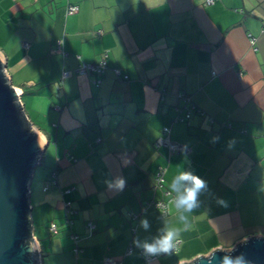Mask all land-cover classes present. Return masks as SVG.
Wrapping results in <instances>:
<instances>
[{
    "label": "crops",
    "instance_id": "obj_1",
    "mask_svg": "<svg viewBox=\"0 0 264 264\" xmlns=\"http://www.w3.org/2000/svg\"><path fill=\"white\" fill-rule=\"evenodd\" d=\"M68 4L77 10L67 14ZM58 40L64 53L51 51ZM104 52L98 84L75 72ZM0 56L45 144L29 193L41 264H102L104 256L178 264L264 235V0H0ZM179 92L199 109L189 122L173 119L185 103ZM165 125L188 151L155 146ZM158 165L168 190L185 169L207 182L198 206L177 210L171 202L163 215L146 204L164 197L153 187ZM53 171L57 183L43 190ZM132 226L140 241L177 229L180 245L150 261L138 250L125 254Z\"/></svg>",
    "mask_w": 264,
    "mask_h": 264
},
{
    "label": "water",
    "instance_id": "obj_2",
    "mask_svg": "<svg viewBox=\"0 0 264 264\" xmlns=\"http://www.w3.org/2000/svg\"><path fill=\"white\" fill-rule=\"evenodd\" d=\"M44 148L22 111L0 56V264H39L29 193ZM225 255H242L247 264H264V235H249L230 249L217 247L178 264H221Z\"/></svg>",
    "mask_w": 264,
    "mask_h": 264
},
{
    "label": "built area",
    "instance_id": "obj_3",
    "mask_svg": "<svg viewBox=\"0 0 264 264\" xmlns=\"http://www.w3.org/2000/svg\"><path fill=\"white\" fill-rule=\"evenodd\" d=\"M214 1L215 0H204V3L210 4V3H213ZM76 10H77V6L75 4H68L67 8H66V13L70 14ZM248 40H249V44L251 46H254L255 37L249 35ZM51 51H60L61 53H64L60 40L57 41L55 48H53ZM105 68H106V52L103 53L102 58L96 63L79 61V63L75 67V72H77L78 74H88V73L94 74L95 76L92 77L91 81L95 84H98L101 81L100 74L104 71ZM113 70L118 76L122 75L118 68H114ZM66 74H68V72L63 71V75H66ZM240 75H241V72L239 71L238 76H240ZM122 77L127 78V75H122ZM178 97L183 99L185 101V103H184L183 107H181V108L175 107L176 113H175V116L173 119L175 121L180 120V121L189 122V118H190L193 110H196V112H199V109L196 108L195 105L189 103L190 99H189L188 95H186L185 93L179 92ZM97 140H99V139H97ZM154 144L156 147L164 146L167 149L169 154L173 153V152H177L179 150H184V151L189 150L188 147H186L183 144H180L179 142L173 140L170 137V127L167 125L162 126V128L160 130V134L156 138ZM164 173H165V166H163V165H158L155 172L153 173V182H154L153 187L156 190L161 191L162 194L164 195V197L159 198V199L148 200V201H146V204L155 206L156 208H158L161 211V213L163 215H166L167 213H169V203L172 202L174 194L170 190L164 188ZM56 183H57L56 174L53 171L51 173L50 179L44 183V185L42 186V189L47 190L48 188L55 185ZM70 189L71 188H67L64 190V192H69ZM63 210H64L65 223L70 225L72 223V214L74 212V209L71 206L70 200H66L63 202ZM85 227L89 231H92L95 227V224L92 221H87L85 224ZM47 229L50 233H56L57 232V225L54 222H50L47 226ZM131 231H132V235H131L129 244L126 248L125 254H129V253L133 252L134 250H138L142 254V256L144 257V259L146 261H150V260H153L159 256L167 254L169 252L176 251L180 245V242H181L180 238L173 237V242H172L173 247L170 249L169 252L157 253V254L150 255V254H146L142 248L138 247L134 243V240L140 241V239L136 235V227L132 226ZM71 238L73 239L74 242L77 241L76 235H71ZM152 239L153 238H151L149 241H151ZM74 251L77 253L78 248L75 247ZM39 264H41L40 254H39ZM102 264H121V260L114 258L112 256H104L102 258Z\"/></svg>",
    "mask_w": 264,
    "mask_h": 264
},
{
    "label": "clouds",
    "instance_id": "obj_4",
    "mask_svg": "<svg viewBox=\"0 0 264 264\" xmlns=\"http://www.w3.org/2000/svg\"><path fill=\"white\" fill-rule=\"evenodd\" d=\"M125 181L123 178L115 181V187L122 190ZM112 186L111 184L109 185ZM207 187V182L195 174L191 169L182 170L174 175L169 183V190L174 194L172 203L177 210L189 211L198 206V195ZM220 203H226L222 198ZM183 220V215L179 216ZM140 224L147 229L149 223L147 218H142ZM177 234V229L164 227L160 234L154 237L151 241L134 240V243L142 248L146 254L167 253L173 247V237ZM221 264H247V261L242 255L236 257L225 255Z\"/></svg>",
    "mask_w": 264,
    "mask_h": 264
},
{
    "label": "rangeland",
    "instance_id": "obj_5",
    "mask_svg": "<svg viewBox=\"0 0 264 264\" xmlns=\"http://www.w3.org/2000/svg\"><path fill=\"white\" fill-rule=\"evenodd\" d=\"M49 150H50V147L49 149L46 150L44 156H48ZM43 164H44V161L40 162L39 164L35 166L34 170H36V172H39V170L43 167Z\"/></svg>",
    "mask_w": 264,
    "mask_h": 264
},
{
    "label": "trees",
    "instance_id": "obj_6",
    "mask_svg": "<svg viewBox=\"0 0 264 264\" xmlns=\"http://www.w3.org/2000/svg\"><path fill=\"white\" fill-rule=\"evenodd\" d=\"M43 157V156H42ZM42 158L40 159V162H41Z\"/></svg>",
    "mask_w": 264,
    "mask_h": 264
}]
</instances>
